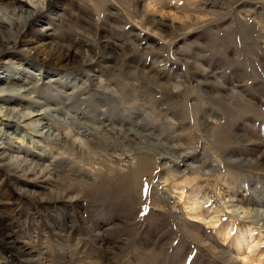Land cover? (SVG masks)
<instances>
[{"label":"rangeland","instance_id":"rangeland-1","mask_svg":"<svg viewBox=\"0 0 264 264\" xmlns=\"http://www.w3.org/2000/svg\"><path fill=\"white\" fill-rule=\"evenodd\" d=\"M120 1L111 17L98 6V19L93 3L81 0L91 34L80 27L59 33L67 46L97 52L96 67H67L55 81L68 89L44 87L45 79L31 91L54 134L81 151L33 137L26 127L22 143L0 134V146L7 141L13 156L20 149L40 155L59 180L54 187H75L78 197L39 205L0 179L4 232L35 257L2 254L0 245L2 264H264V224L245 220L236 206L244 200L264 209V164L246 165L264 152V0ZM134 1L178 29L147 32L133 15ZM20 104L5 106L34 112ZM245 223L257 246L237 255L231 243Z\"/></svg>","mask_w":264,"mask_h":264},{"label":"bare ground","instance_id":"bare-ground-1","mask_svg":"<svg viewBox=\"0 0 264 264\" xmlns=\"http://www.w3.org/2000/svg\"><path fill=\"white\" fill-rule=\"evenodd\" d=\"M87 1L93 3V8L96 13L95 15L98 19V14L101 13L99 12L100 10L98 6H100V8L101 6L106 7V12L109 17L113 15L111 14L112 10H121V8L119 7H122V3L120 0ZM67 3L68 6H66ZM81 3V0H75L74 3L72 1L68 2V0H26V3H23L22 0H0V134L4 135L6 139H20L21 143L24 142L23 137L19 136V130H21V127H26L27 130L29 129L33 131L32 134H35L33 137L46 139L53 142L54 145L67 143L74 149H78V151H81L80 146H77L75 141H70L68 136H59L54 134L53 129L56 128L54 126V123L47 118L48 110H43L44 105L39 100H34L35 98L32 99L30 97V95L32 94L31 91L37 88L38 82L44 81L45 79L46 81L42 82L44 87H55L56 89L62 90L68 89L69 85L61 82L58 83L59 80L55 81L56 78H59L61 80L65 78V74L68 72L67 67H81L82 70H92L96 67L95 64L97 59V52H91V47L86 46L89 52L88 53L85 50L81 51L78 48L67 46L66 43L60 41L61 37L59 35L61 34L59 33L60 31H64L66 29L72 30L80 27L85 30V33L87 35L91 34V30L83 26L84 21H82L83 16L81 14L84 13L85 8L82 7ZM126 4V9L129 11V5L128 3ZM133 4V15L141 20V22L147 24V28H145L147 32L150 31L153 32V35L155 34L157 36H160L159 33L168 32V27H170V29L177 28V26L174 25L170 26L161 16V18L158 19L149 18V16H147L149 14L148 7L140 8V5L136 4V1H134ZM69 14L74 15L73 19L69 18ZM163 15H165V13H163ZM130 17L131 15L128 18ZM175 19H177L178 21L180 19H184V23V21L190 20L191 18L187 19L186 17L177 16L175 17ZM106 22L109 21L106 20ZM98 29L99 28H95V32H97ZM46 30H50V34L44 33V31ZM61 36H64V34ZM102 43L103 42H101V44ZM98 45H100V43ZM108 54L110 55V53ZM52 67H55L56 69L54 68V70ZM49 68H51L52 70ZM105 68L110 67L108 65H105ZM43 69H45L46 71L42 72ZM140 73L146 74V72L143 71H140ZM36 76H40V79H37ZM71 76L72 80L76 81L79 80L76 77L80 75L75 73ZM153 76L155 77V75ZM181 78L180 80H182ZM93 80H97L96 76L93 77ZM75 89V86L72 87V91H74ZM101 89H105V87L102 86ZM103 91L104 90L98 91L97 93L103 94ZM64 93L67 95V92ZM73 93L74 92H71V96H73ZM77 94L80 97L82 96L80 92H77ZM7 102L27 104L34 110V112H23L21 110L15 111L14 107L11 108V106L10 108H8V106H5ZM67 105L68 104H66V106ZM71 105L72 107H75L73 103ZM33 113L36 114L33 115ZM36 117H38L39 119H35ZM45 117L48 120H42ZM26 121L30 124L27 123L25 125H22ZM35 130L38 131H36L35 133ZM32 146L33 148H35L34 144H32ZM14 149L15 148H12L7 141L4 142L2 146H0V179H8L12 183V187L17 192V195L27 198L39 205L46 203L48 204L52 201L74 202L78 200L77 194H75L77 192V190H75V187L71 188V186H66L62 191H60V189L62 188L57 189L54 187V185L59 182V180L53 179V176L51 177V170L48 169V167H43V165L39 162L41 159L40 155H36L35 152H30L27 149H20V152L16 156H13ZM22 152L24 154L21 156L20 154ZM258 163L264 164V152L259 153L255 161L248 162L246 163V165L252 166L257 165ZM80 184L81 183L79 181H76L75 185L80 186ZM71 194H75V197H70L69 195ZM1 202L2 192L0 190V203ZM188 202H191V211L197 210V206L193 205L195 203H192V198ZM244 203V200H240L239 203H237L239 205H236L238 209L242 210V218H244L245 220L250 219L251 221L252 219H255L256 222H262L261 225L263 226L264 209L253 210L247 207L248 204L245 205ZM209 219L211 223L215 222L213 218ZM243 227L244 230L243 232H240L239 235L240 239L237 238L231 243L232 247L236 246L235 251L237 255L240 254L243 248H247V245L252 242L251 239H248L249 236L253 234L251 227L247 223H245ZM4 228L5 227H3L0 222V245L3 246L2 254H4L5 250L8 251V253H13L19 257L26 259L28 262L33 263V258L35 257L31 249L27 247V245H23L22 243L19 244V242L16 243L17 241L15 242V239L13 240L8 234L4 232ZM221 231L224 234V237H226L227 239L229 235V226H225V228H222ZM252 245L250 244V246L255 247L257 246V243L253 242ZM252 247H250L249 249H252ZM2 257L3 255H1L0 251V264H2L3 262L1 260Z\"/></svg>","mask_w":264,"mask_h":264}]
</instances>
